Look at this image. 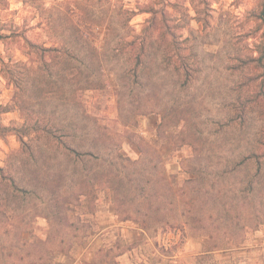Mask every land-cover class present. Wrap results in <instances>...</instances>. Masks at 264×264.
I'll list each match as a JSON object with an SVG mask.
<instances>
[{
  "label": "rangeland",
  "instance_id": "1",
  "mask_svg": "<svg viewBox=\"0 0 264 264\" xmlns=\"http://www.w3.org/2000/svg\"><path fill=\"white\" fill-rule=\"evenodd\" d=\"M7 1L0 28L62 56L0 42L21 84L2 123L46 129L0 140L27 189L0 186V264H264V107L241 113L264 80L260 0ZM161 11L184 23L189 80L156 44L138 68L127 46ZM14 95L0 72V105Z\"/></svg>",
  "mask_w": 264,
  "mask_h": 264
},
{
  "label": "trees",
  "instance_id": "2",
  "mask_svg": "<svg viewBox=\"0 0 264 264\" xmlns=\"http://www.w3.org/2000/svg\"><path fill=\"white\" fill-rule=\"evenodd\" d=\"M1 2L3 8L0 9L8 10L9 2L7 0H0V4ZM23 3H26V1L23 0ZM163 12L164 11L160 12L161 20H159V22L155 18H152L150 21H148V24L143 29L142 35L137 39H133L132 41L127 43V46H130L134 49L138 48V52L135 55L136 68H138L139 66H141L143 59L146 57L150 46L156 44L163 50V55L165 59L170 61L172 59H175V62L178 64V69L182 71L183 75L185 76V79L189 80V77L192 75V67L188 61V54L184 53V51L186 50V40H183L181 36V32L184 29V23H182V19H178L176 16H172L170 17V19H168L166 13ZM255 18L261 24L262 34L261 45L258 48L259 57L255 58L254 61L257 62L259 67L263 70L262 73L264 76V0L259 1L258 11L255 15ZM68 20L72 23L71 17H68ZM47 22H49L47 24L49 28H52V26H54V23L51 20L47 19ZM43 23H39L38 25L40 27H43L45 25ZM205 24L207 23L205 22ZM97 29H99V26H97ZM107 30L108 37L110 35V30ZM20 39L24 40L25 43L28 45V51L26 54L29 56H40L43 61H45L43 62L45 65L48 64L45 60L46 57L58 61V58L62 56L60 55V49L57 46H39L29 41L19 27L11 26L9 28H0V42L3 45L6 46V44L17 42V40ZM12 62L13 61L10 59V57L8 62L1 58L0 52V72L4 74V77L7 78L8 82L12 84V86L15 88V95L12 99V105H0V140L5 139L7 135L11 134V132H14V134L19 138V141L22 143V145L26 146L27 143H25L24 141L26 133H22L23 128H28L27 130L29 133L39 134H41L43 131H46V129L41 127L40 122L31 121L29 123L27 119H24V122L21 125L20 129L8 127L2 123L1 116L6 115L15 110L20 111V106L17 101V95L19 93V90L21 89V84L20 81L13 78L12 73H10V71L8 70V67L12 64ZM18 64L21 65L22 63ZM23 66L26 65L23 64ZM254 105H261L262 107H264V80L257 85V88L252 91L251 96L246 99L244 106L241 107V113L243 114V112H245L249 108L251 110ZM21 116H24L22 114V111ZM261 117L264 122V109L262 110ZM262 129L263 130L258 140L260 155H258V153H254L252 155L258 160H260V158H264V124ZM4 185H10L15 192H19L20 190H27L26 188H22L20 187V185H18L14 176H12L10 172L7 171V169L0 167V186L2 187ZM38 259L40 261H43L45 257L40 255Z\"/></svg>",
  "mask_w": 264,
  "mask_h": 264
}]
</instances>
